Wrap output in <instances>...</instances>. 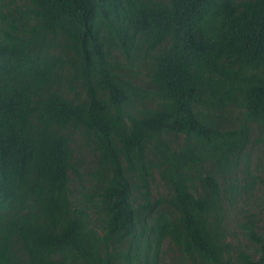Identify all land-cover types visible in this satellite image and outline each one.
<instances>
[{"label":"trees","instance_id":"16d2710c","mask_svg":"<svg viewBox=\"0 0 264 264\" xmlns=\"http://www.w3.org/2000/svg\"><path fill=\"white\" fill-rule=\"evenodd\" d=\"M259 142L264 0H0V264H264Z\"/></svg>","mask_w":264,"mask_h":264},{"label":"rangeland","instance_id":"374dc122","mask_svg":"<svg viewBox=\"0 0 264 264\" xmlns=\"http://www.w3.org/2000/svg\"><path fill=\"white\" fill-rule=\"evenodd\" d=\"M258 147L254 150L253 157H252V162L250 169L253 174L257 175L259 178H262L264 181V150L263 146L264 144L259 142ZM83 159L84 162L82 163L83 169L82 171L86 168H89L90 170L93 169V166L95 165L92 156L88 152H83ZM154 195L157 196L158 194L163 193V186L162 183L157 182L155 189H154ZM262 200H264V182H260L257 180V186L255 188L254 193L251 195L249 200H246L243 198L242 201H240L239 207L240 210L242 209H248L250 208L254 212H259L263 210V204ZM237 215H238V205H237ZM259 223L261 226H264V216H261L259 219ZM229 231L231 232V240L238 244V241L241 244H246L245 238L241 235L238 229V218L235 215H231L229 219ZM233 232V233H232ZM178 257L177 250L173 245L170 244L169 241H166L164 243L163 247V254H162V263L163 264H173Z\"/></svg>","mask_w":264,"mask_h":264}]
</instances>
